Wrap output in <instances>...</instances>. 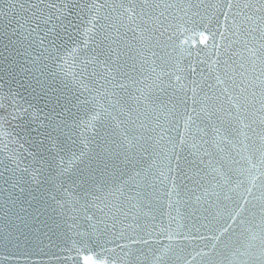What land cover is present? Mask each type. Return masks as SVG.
<instances>
[{"label": "water", "instance_id": "obj_1", "mask_svg": "<svg viewBox=\"0 0 264 264\" xmlns=\"http://www.w3.org/2000/svg\"><path fill=\"white\" fill-rule=\"evenodd\" d=\"M53 2L63 6L61 0ZM78 2L79 0H73L74 4ZM118 2L119 0H107L108 7L102 9L101 16ZM211 2L212 0H205L203 5L197 6L198 0H191L189 16L196 23H189V29H215ZM37 3L38 0H13V11L16 13L13 26L18 27L16 19L24 25L19 28L18 34L22 32L27 35L30 25L34 27L30 17L35 9L31 5ZM100 3H105V0H100ZM21 4L24 8H21ZM46 5L47 0L39 5L44 10L45 18L55 12V9L50 10ZM188 7L187 0H177V8L169 11L179 17L184 12L178 9ZM8 9V0H3L0 10L7 15L0 17V25L5 32L11 30L8 27L11 15ZM74 11H70L69 19ZM195 12H199V15H193ZM115 16L116 13L113 12V19ZM59 23L53 16L50 23H41L40 28L47 31ZM100 23L107 24V21L101 19ZM78 24L79 30L73 31L71 40L65 37L63 42H57L62 43L58 52L60 57L67 58V64L62 58H46L47 53L38 60H33L34 56L43 51L39 36H43L44 32L39 29V36L36 33L31 36L36 46L35 52L29 49L33 55L17 56L15 47L11 50L0 49L3 52L0 56V264H85L86 258L92 264H188L189 261L191 264H209L210 260L213 264H242L245 260L249 264H258L254 257L241 256L240 252L256 253L259 250L261 217L264 215V175H256L253 187L247 174L239 177L230 172L231 162L228 156H235V152L227 144L221 145L224 152H218L215 144L211 143L216 136L214 132L209 130L207 138L210 143L206 145L212 156H204L205 161L211 160L206 169L208 174L203 178V184L209 188L208 197L197 202L196 196H201L204 189L196 186L195 192L188 191L183 185L188 183L191 187L192 182L181 179L176 180L180 185L177 189L179 195L176 192L169 195L171 181L161 183L159 179L147 175L150 164L153 172L159 165V157H156L157 163L153 164L149 159L150 154H158L162 148L170 147L168 136H177V132L172 130L173 116L170 110L173 108L174 95H183L179 84L185 85L188 97L192 96V81L200 84L197 88L198 100L205 99L206 93L212 95L218 89H209L207 86L216 84L215 74H209V64L212 60L219 59L221 63L214 67L222 68L227 55L221 51V55L217 57L210 47L194 42L199 37L194 36L192 31L183 33V38L188 40L183 47L191 51V55H188L187 52L174 48L173 43L167 40L168 34L161 37L166 44L156 45L139 32L134 36L131 31L122 29V33H126L121 36L124 43L112 45L123 53L119 61L124 68L117 73L116 64L109 69L104 63L105 56L99 55L98 50L94 51L96 44L84 36V29L91 27L87 24V17ZM55 31L60 32L61 29L56 27ZM112 32L115 35V30ZM217 42L221 43L219 38ZM4 43L7 44V37L4 38ZM208 43H211V38ZM43 44L48 46V40L45 39ZM241 47V44H235L233 50ZM20 51L23 53L24 49ZM153 52L156 53L155 56ZM93 57H96V62L88 63L90 75L86 81L93 88L91 95L96 94V88L105 86L108 95L102 103L108 106L107 101L110 100L116 105L115 108H109L111 116L104 114L101 119L94 121L98 132L108 138L107 145L91 127L85 130L83 126V122L91 120L94 115L93 111H89L93 104L83 103L85 97L91 100L89 93L75 86L71 75L66 77L64 74L79 71L82 64L91 61ZM112 58L114 61L117 59L115 53ZM44 64L48 65L46 71L50 74L41 76L35 68ZM152 67H156V73L160 72L161 67L168 73L161 76L164 81L163 90L148 87L156 79V73L151 72ZM29 69L32 71H28ZM93 69L97 74L95 76L91 75ZM124 72L128 74L124 75ZM105 76L111 83L104 79ZM113 76L116 79H112ZM176 76L181 77L179 82ZM34 77L44 80L45 86L42 88L37 84ZM136 77H140L143 83H135ZM121 83L126 87L121 88ZM202 106L195 105L196 110L200 111ZM192 107V100L189 99L188 111L195 117ZM197 123L201 128L204 127L200 121ZM255 127L259 132L260 126L257 124ZM126 130L129 138L132 134H143L144 139L140 143L149 149L148 152H142L144 159L136 164L135 169L132 165L125 168L122 162L127 145L125 148L120 146L124 144ZM157 140L159 144L156 143ZM191 143L192 137L189 136V147L185 152L190 150ZM256 146H259L258 137ZM131 151L129 149V154ZM82 152L87 154L83 158ZM98 153L104 163L109 165V173L120 177V172L111 166L113 162L118 169L124 170L125 174L117 181V186L123 188L124 195L119 196L117 193L118 199L109 194L114 178L111 175L108 177L109 191L86 194L90 189H99L100 179H103L98 171H93L100 163L93 159ZM213 168L231 176V184L224 185L220 174L214 172ZM137 170H142L138 177ZM169 175L175 177L176 172ZM238 179L243 180L240 187L236 184ZM123 181L128 182L127 186ZM249 187L251 195L245 191ZM213 189L221 194V201L229 208L239 202L244 209L236 217L235 223L229 221L232 227L229 232L220 236L219 241L213 237L219 235L217 229L222 228L226 217L216 216L217 209L209 208V203L216 202V196L211 195ZM53 195L57 197L56 200L52 199ZM225 195L231 199H225ZM98 196L103 198V202ZM244 199H247V204ZM61 204L64 205L63 208L60 207ZM33 216H39L40 220L54 217L61 225L57 229L58 234H50L51 239L43 231L37 234L36 229L42 227L37 221L30 242L25 243L21 238L17 246L5 239L15 225L21 224V218L31 222ZM205 216L208 220L203 219ZM204 224L208 227L201 226ZM161 226L170 227L173 233L171 240L166 233H161ZM253 234L257 237L254 240ZM139 237L148 240V243L136 242ZM248 243L253 247L245 249L244 245ZM213 244L216 245L215 248ZM204 253L208 255H203Z\"/></svg>", "mask_w": 264, "mask_h": 264}, {"label": "snow or ice", "instance_id": "obj_2", "mask_svg": "<svg viewBox=\"0 0 264 264\" xmlns=\"http://www.w3.org/2000/svg\"><path fill=\"white\" fill-rule=\"evenodd\" d=\"M187 2L189 5L188 8L178 9L184 12V15L179 17L169 11L170 9L177 8V0H119L118 4L114 3L109 11L101 16L102 9L108 7L107 0L103 4L100 3V0H79L75 4L73 0H61L62 7L54 3L53 0H47V8L50 10L55 9V12L50 13L45 18L44 10L39 7L40 4L45 3V0H38L37 4L31 5L35 9L32 11L30 17L34 27L30 25V31L25 35L22 32L18 34L19 28L24 27L18 19L15 20V24L18 27L13 26V19H15L16 13L13 11V0H8V11L11 13L8 20V27L11 30L5 32L3 26L0 25V49L8 48L11 50L12 47H15V55L17 56L21 54L33 55V52L36 51V46L31 36L32 33H36L39 36V29V31L44 32L43 36H39L41 41L40 46L43 47V51L39 52L38 56H34L33 60H38L47 53L46 58H62L65 64H67V58L60 57L58 52V48L62 46V43L58 44L57 42H63L65 37L71 40L73 38V31L79 30L78 22L87 17V24L91 25V27L84 29V36L96 44L94 51L98 50L99 55L105 56L104 63L109 69H111L113 64H116L115 71L117 73H120L121 69L124 68V65L119 61V57L123 53L118 51L117 48L112 47V45L124 43L121 36L126 35V33H122V29L131 31L134 36L139 32L141 36L146 37L148 41H154L156 45L166 44L165 41L161 40V37L168 34L167 40L173 43L174 48H179L181 51L187 52L188 55H191V51L183 47L184 44L188 43V40L183 38V33L192 31L194 36L199 37L198 41L194 42L210 47L214 50V54L217 57L223 51L228 57L223 61V67H214L221 63L219 59L212 60L208 67L209 74H215L216 84H208L207 86L209 89L215 87L218 91H214L212 95L206 93L205 99L198 100L197 88L200 87V84L192 81L194 85L191 88L192 96L188 97L185 85L180 83L179 88L183 91V95H174L172 100L173 108L170 110L173 116L172 130L177 132V136L173 137L169 135L168 144L170 147L162 148L158 154L154 153L149 156L153 164L157 163L156 157L158 156L159 165L156 171L153 172L152 165L150 164L147 175L153 176L154 179H159L161 183L171 181L172 188L169 191V195H171V192H176L179 195L177 189L180 188V185L176 183L177 179L191 181V187L188 183H185L183 187L192 192L196 191V186L203 188L202 195L196 196V201L199 202L210 195L209 188L203 184V178L208 174L206 169L211 164V160L205 161L204 156H212V153L206 147L210 143L207 138L209 130L216 134L211 143L215 144L218 152H224V148L221 146L222 144L230 145L232 151L235 152V156L231 154L228 156L231 165L237 166L231 167L230 165V172L235 173L239 177L247 174L249 183L253 187L255 186L256 175H264V0H212L210 6L213 10L212 16L215 18L216 27L215 29L204 28L201 30H191L187 27L189 23H196L189 16V11L192 7L191 0H187ZM0 3H3V0H0ZM204 3L205 0H198L197 6L203 5ZM20 6L24 8L23 4ZM73 9L75 10L74 14L69 19L70 11ZM157 9L159 11H156ZM113 12L116 13L115 19L112 17ZM4 15H7V13L0 10V17ZM193 15H199V12H195ZM53 16L60 22L59 25H53L47 31L41 29L40 24L50 23ZM101 19L106 20L107 24L100 23ZM56 27H59L61 31L56 32ZM112 30H115V35H113ZM5 37H7V44L4 43ZM13 37L17 38L13 39ZM209 38H211L210 44L208 43ZM218 38L221 43L217 42ZM45 39L48 40V46H44L43 44ZM85 43H87V40ZM235 44H241L242 47L233 50ZM20 49H24V52L21 53ZM29 49H32L33 52H29ZM113 53L117 57L115 61L112 58ZM2 55L3 52L0 51V56ZM155 55L156 53L153 52V56ZM95 62L96 57H93L91 61H85L79 68V71L73 70L71 72H65L64 74L66 77L71 75L74 85L83 89V92L89 93L91 100L85 97L83 103L88 104L91 102L93 104V108L89 109V111H93L94 115L91 120L84 121L83 126L85 130L91 127L93 132L97 136H100L103 143L107 145L108 138L98 132L97 125L94 121L101 119L104 114L111 116L109 108H115L116 105L110 100L107 101L108 106L102 103V100L106 99L108 95L105 86L96 88V94L91 95L93 88L89 87V84L86 83L90 75L88 72V63ZM153 64H155V61H153ZM47 69L48 65L44 64L43 66L36 67L35 71L39 72L41 76H45L50 74V72L46 71ZM28 71H32V69ZM151 72L156 73V67H152ZM123 74L127 75L128 73L124 72ZM166 74L168 73L161 67L160 72L156 73V79L153 80L151 85H148L149 89L160 88L163 90L164 81L161 79V76ZM91 75H97L94 69ZM34 78L36 83L42 88L45 86V81L40 77ZM104 79L108 83H111L107 76ZM112 79H116V77L113 76ZM176 80L179 82L181 77L176 76ZM134 82L143 83V80L140 77H136ZM119 86L121 88L126 87L123 83ZM83 92H81V95H83ZM141 92L143 94L142 90ZM189 99L192 100V112L196 113L195 117L188 111ZM197 104L203 105L200 111L196 110L195 105ZM202 115L203 120H201ZM112 118L115 119V117ZM197 121L203 123L204 127L201 128ZM257 124L260 126L259 132H257V128L255 127ZM194 128L196 129L195 132ZM221 130H223V134H221ZM189 136L192 137V143L190 150L185 152V149L189 147ZM256 137L259 139L258 147L256 146ZM142 139H144L143 134H132L131 138H129L126 130L124 144L120 146L121 148H125V145H127L122 161L125 164V168L127 165H132L135 169L136 164L144 159L142 152L149 151L144 144L140 143ZM197 140H199V143H197ZM156 143L159 144V140ZM129 149L132 150L131 154H129ZM108 150L112 151V149ZM86 155V153L82 152L81 158ZM117 157H119L118 151ZM93 159L100 161L93 171H98L100 178L103 179H100L99 189H90L86 194L95 195L97 191H109L108 177L111 175L114 178L109 194L116 197V194L119 193V196H123V188L117 186V181L125 174L124 170L118 169L117 164L113 162L111 165L112 168L120 172V177H116L114 173L108 172L109 165L104 163L99 153ZM221 159H224V157H221ZM212 170L220 174L224 185L231 184V176L221 173L216 168ZM174 171L176 172L175 177L169 175ZM141 173L142 170H137L136 176H140ZM132 179H135V177H132ZM123 183L125 186L128 184L127 181H123ZM236 184L237 187H240L243 184V180L238 179ZM245 191L248 195L252 194L251 187L246 188ZM211 195L216 196V202L209 203V208L215 207L217 209L216 216L226 217L222 228L217 229L219 235L213 237L214 240L219 241L220 236L229 232L232 223L236 222V217H239L241 211H244V209L239 202H236L235 206L229 208L227 204L221 201V194L214 189L211 191ZM241 195L243 197V193ZM97 198L103 202L102 197L98 196ZM116 198L118 199L119 197ZM224 198L231 199L227 195ZM52 199L56 200L57 197L53 195ZM244 203H248L247 199H244ZM122 206L123 204L121 203L120 207ZM60 207L63 208L64 205L61 204ZM203 219L208 220V217L205 216ZM21 221V224L15 225L14 230L10 231L5 238L9 243H15L17 246H19L21 238H23L25 243L31 241L32 231L37 221L42 226L40 229H36L37 234L43 231L44 235L49 236L50 239L51 235L58 234L57 229L61 227L60 223L54 217H47L45 220H40L39 216H33L31 222L26 218H21ZM229 221L232 223H229ZM201 226L208 227L207 224ZM260 227L261 233L259 236L260 244L258 252L250 253L245 251L240 252V255H250L254 257L255 261H258V264H264V215L261 217ZM161 233H166L169 240L173 238L170 227L161 226ZM150 235L151 233H149ZM256 238V234H253L252 239L254 240ZM136 242L147 244L148 240L139 237ZM73 243L75 244V242ZM117 246L123 247L121 245ZM212 246L215 248L216 245L213 244ZM244 247L245 249H250L253 245L248 243ZM203 255L208 254L204 253ZM85 264H92V261L86 258ZM188 264H191V262L189 261ZM209 264H213V262L210 260ZM242 264H249V262L245 260Z\"/></svg>", "mask_w": 264, "mask_h": 264}]
</instances>
